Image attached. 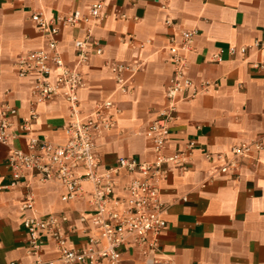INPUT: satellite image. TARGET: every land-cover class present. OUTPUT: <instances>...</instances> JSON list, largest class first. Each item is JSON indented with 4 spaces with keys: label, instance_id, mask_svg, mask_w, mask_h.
Segmentation results:
<instances>
[{
    "label": "crops",
    "instance_id": "obj_1",
    "mask_svg": "<svg viewBox=\"0 0 264 264\" xmlns=\"http://www.w3.org/2000/svg\"><path fill=\"white\" fill-rule=\"evenodd\" d=\"M96 1L0 0V100L19 111L14 119L19 135L9 144L0 142V264H34L28 249L30 234L23 224L30 212L21 209L25 187L2 188L12 180L11 149L27 150L21 123L29 114L34 84L33 77H19L14 64L22 53L45 45L31 15L39 10L49 17L75 10L87 13ZM103 2L105 18L94 28L103 53L90 52L88 64L81 68L85 86L79 91L85 115L106 99L121 108L116 128L96 138L102 168L113 166L120 156L155 158L145 131L162 118L173 72L167 50L173 28L165 22L167 16L180 28L198 31L186 76L196 84L211 83L207 92L181 100L169 122L166 154L185 149L191 141L196 148L189 170L171 166L162 183L168 227L159 252L151 258L176 264H264V148L255 153L257 160L245 159L238 171L219 174L212 181H207L211 163L201 150L216 154L241 142H264V67L254 66L264 63V45H254L264 43V0H169L167 9L158 0ZM83 34L82 25L60 30L59 47L69 65L76 61L74 41ZM242 47L249 48L244 53ZM215 54L220 60L214 59ZM114 62L141 64L128 92L117 89L109 67ZM37 109L34 134L55 144L66 143L68 103L56 98ZM132 177L122 174L120 184ZM32 189L39 214L66 213L77 226L68 246H86L88 234L79 217L90 216L95 209L91 185H86L84 196L68 201L62 199L67 189L56 182L34 183ZM121 252L118 264H153L134 238ZM42 255L58 259L60 253L49 241Z\"/></svg>",
    "mask_w": 264,
    "mask_h": 264
},
{
    "label": "built area",
    "instance_id": "obj_2",
    "mask_svg": "<svg viewBox=\"0 0 264 264\" xmlns=\"http://www.w3.org/2000/svg\"><path fill=\"white\" fill-rule=\"evenodd\" d=\"M162 8H168L169 0H158ZM103 0L94 2L87 13L79 10L49 17L43 10L34 11L31 19L37 30L45 38V45L22 53L15 61L19 77H33L28 116L22 120L21 129L27 140V150L12 148L8 162L12 168V180L2 188L24 185L22 211L30 214L24 217V227L30 234L29 252L34 256V264H118L123 245L134 238L140 250L151 258L160 249V240L168 227L165 218L167 206L162 199V183L171 166L187 171L196 148L189 142L186 148L171 154L165 153L170 135L169 122L175 117L181 100L194 99L208 91L211 83L196 84L186 76L188 56L194 49L196 29L180 28L172 17L165 22L173 28L168 36V61L173 72L167 86L166 104L161 111L162 118L152 122L145 131L153 144L155 158L143 161L132 156H120L113 166L102 168L96 151V138L103 131H112L118 123L121 108L113 100L99 103L89 114H83L79 91L85 86L81 68L89 62L90 52L103 53L100 39L94 37V28L104 20ZM82 25L84 34L74 41L76 61L69 65L59 47L58 35L62 27L75 28ZM132 40V39H130ZM254 45L263 46L256 41ZM249 47H242L246 52ZM234 52V49H232ZM220 60L219 54L214 55ZM255 67H264L256 63ZM117 89L128 92L130 83L140 70V63L114 62L110 66ZM56 98L68 103L69 122L67 141L55 144L34 134L33 122L38 118V106ZM18 109L5 100H0V142L9 144L19 133L14 132ZM264 148L262 140L245 141L234 145L226 152L213 154L201 149L203 156L211 163L207 181L219 174L238 171L245 159H256L255 153ZM133 177L120 184L122 174ZM56 182L67 189L64 201L80 198L87 193L86 185H91L90 202L94 211L90 216L81 215L88 234L87 244L81 248L68 246L69 236L77 232L66 213H38L34 183ZM206 181V182H207ZM52 241L60 256L46 259L43 247ZM152 259V258H151ZM153 264H176L171 260L152 259ZM5 264H18L15 261Z\"/></svg>",
    "mask_w": 264,
    "mask_h": 264
}]
</instances>
